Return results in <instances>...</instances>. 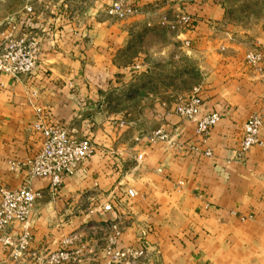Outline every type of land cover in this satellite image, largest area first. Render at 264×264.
Returning a JSON list of instances; mask_svg holds the SVG:
<instances>
[{
  "label": "crops",
  "instance_id": "0c3cea01",
  "mask_svg": "<svg viewBox=\"0 0 264 264\" xmlns=\"http://www.w3.org/2000/svg\"><path fill=\"white\" fill-rule=\"evenodd\" d=\"M14 1L0 0V23L28 2ZM104 1L34 0L50 21L44 76L0 75V189L24 183L13 163L41 148V128L97 147L59 193L47 178L31 181L40 195L25 264H264V129L236 156L245 120L264 119V0L250 23L218 0H135L121 20ZM183 10L196 18L189 29L177 21ZM193 91L220 115L206 138L174 112ZM157 130L169 140L149 143ZM20 231L13 223L5 234ZM142 245L143 256L114 257ZM0 264H14L10 248Z\"/></svg>",
  "mask_w": 264,
  "mask_h": 264
},
{
  "label": "built area",
  "instance_id": "2783aa9c",
  "mask_svg": "<svg viewBox=\"0 0 264 264\" xmlns=\"http://www.w3.org/2000/svg\"><path fill=\"white\" fill-rule=\"evenodd\" d=\"M134 0H110L104 13L113 19H124L136 11ZM34 0H28L20 14L6 18L0 28V75H7L13 80L22 77L31 79L39 69L42 61L43 42L46 39V27L50 21L40 22ZM184 29H189L194 19L188 14L177 17ZM188 45V42H185ZM254 60L253 57L250 58ZM138 68V66H135ZM203 100L197 91L175 104L174 112L186 119L195 120V133L203 138L208 137L213 127L220 120L217 111H202ZM264 129V119L258 114L250 115L242 125V137L237 144V159L245 156L247 151L259 143V132ZM41 148L32 156L14 166L22 168L26 177L18 188L0 189V249L10 248L14 264H25L23 259L30 240L29 213L39 191L31 187L34 178H47L49 190L56 194L61 190L65 180L72 177L79 165L97 154V147L90 138L76 139L61 126L41 128ZM169 140V134L157 130L149 137V143ZM205 155H209L206 151ZM141 156H139L140 158ZM13 223L21 227L16 237H9L5 230ZM115 233L119 232L115 228ZM143 245L137 249L122 248L114 253L115 258L126 256H143ZM60 255H63L60 253Z\"/></svg>",
  "mask_w": 264,
  "mask_h": 264
},
{
  "label": "rangeland",
  "instance_id": "374dc122",
  "mask_svg": "<svg viewBox=\"0 0 264 264\" xmlns=\"http://www.w3.org/2000/svg\"><path fill=\"white\" fill-rule=\"evenodd\" d=\"M4 1L6 3L10 2V0L9 1L8 0H4ZM19 1H20V4H21V0H19ZM186 1H188L189 3L195 2V0H185V1L181 0L180 1V3H182L181 7L183 6V7L186 8ZM205 1H207V0H205ZM218 1H221V2L224 1L227 4L236 5V9L232 10L233 11L232 12V16L237 21L242 19V21H244V22L246 21L247 23H250L251 21H255V19L257 20L259 18H262V15H263V13H262L263 5L262 4L263 3L261 4L259 0H242L241 5H240V1L241 0H218ZM109 2H110V0L103 2L102 7H101L103 12H104L105 7L108 5ZM10 5H11L12 9H18L19 8L18 5H17V2L15 3V1H14V3H12ZM2 11H4L3 8H2ZM182 12L183 13H180V15L181 14H188V12H186V10L185 11L183 10ZM188 15H190V14H188ZM193 19H194V23H195L196 22V18H193Z\"/></svg>",
  "mask_w": 264,
  "mask_h": 264
}]
</instances>
